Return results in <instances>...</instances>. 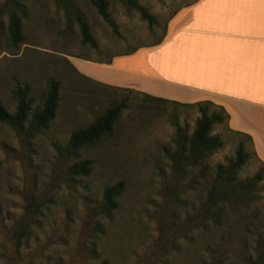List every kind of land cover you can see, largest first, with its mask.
Listing matches in <instances>:
<instances>
[{
	"label": "rangeland",
	"instance_id": "rangeland-1",
	"mask_svg": "<svg viewBox=\"0 0 264 264\" xmlns=\"http://www.w3.org/2000/svg\"><path fill=\"white\" fill-rule=\"evenodd\" d=\"M108 1L118 34L88 0H76L98 49L81 42L78 26L67 20L55 0H26L25 42L18 47L11 45L7 16L2 17L4 106L15 110L14 90L19 87L28 88L32 107L44 102L51 78L59 80L60 87L56 114L47 130L24 135L0 123V264H251L264 249V174L256 200L242 215L214 222L198 209L205 196L204 178L197 169L193 181L191 176L178 175L169 158L174 122L190 136L201 116L196 102L151 100L134 82L111 86L75 71L83 70L81 64L86 63L78 56L98 61L133 49L143 50L132 66L144 67L147 49L166 36L177 11L195 0H138L156 18L152 26L120 0ZM169 48L162 51L168 58L172 57ZM70 57L76 58L72 59L76 66ZM166 73L178 74L172 66ZM123 99L126 107L110 136L77 154H66L64 147L74 130ZM214 109L209 106V113ZM228 120L211 132L223 146L205 160L208 170L228 163L244 140ZM245 143L252 155L241 166L240 179L264 166L252 144ZM83 159L92 161L90 173H69V167ZM120 180L125 189L118 210L108 218L99 211L103 191ZM28 195L36 196L43 206L24 218ZM22 219L28 222V231L19 236L15 230Z\"/></svg>",
	"mask_w": 264,
	"mask_h": 264
},
{
	"label": "crops",
	"instance_id": "crops-1",
	"mask_svg": "<svg viewBox=\"0 0 264 264\" xmlns=\"http://www.w3.org/2000/svg\"><path fill=\"white\" fill-rule=\"evenodd\" d=\"M168 47L169 58L162 53ZM142 50L79 58L87 64L76 68L102 84L134 82L160 98L222 106L228 125L251 137L264 162V0H195L177 11L162 42L147 49L144 67H133ZM169 66L179 75L169 76Z\"/></svg>",
	"mask_w": 264,
	"mask_h": 264
},
{
	"label": "trees",
	"instance_id": "trees-1",
	"mask_svg": "<svg viewBox=\"0 0 264 264\" xmlns=\"http://www.w3.org/2000/svg\"><path fill=\"white\" fill-rule=\"evenodd\" d=\"M55 1L58 6L63 8L67 20L78 26L81 42L93 49H98V42L92 34L88 18L81 11L76 0ZM88 1L96 9L104 22L118 34L117 25L109 12V1ZM120 1L128 10H136L149 25L152 26L156 23L154 15L145 6L141 5L138 0ZM4 15L7 16L5 28L10 43L12 46L18 47L25 42L23 21L29 15V7L26 0H4L2 2L0 5V28ZM163 37L155 42L154 45L159 44L163 40ZM135 50L133 49L127 53L134 52ZM78 57L91 60L88 57ZM75 71L79 73L77 69ZM59 87L60 81L51 78L48 82V91L44 102L36 107H32L28 88H17L14 90V96L17 99L14 111L8 110L0 100V123L24 135L47 130L56 114L59 101ZM145 95L151 100L164 99L150 94ZM194 105L201 110V116L196 121L195 128L190 136L185 133V130L177 122H174V149L169 153L173 170L183 177L191 176V181H193L195 180L193 174L197 169L198 174L204 178L205 196L200 202L199 212H207L214 222H219V219L229 215L240 216L256 200L255 192L263 179L264 166L250 177L245 179L238 177L241 166L252 155V152L248 151L245 145V142L251 145L252 139L248 134L234 131L244 139L238 142L235 157L230 159L228 163L217 164L210 170L204 167L205 160L223 146L220 137L211 132L216 124L226 123L229 115L222 106L216 105L211 101H200ZM209 106H213L216 109L209 113ZM125 107L126 103L124 99L119 102H112L108 108L103 110L87 126L74 130L64 147L66 154H77L81 148L94 146L103 137L110 136L113 133L114 125L122 109ZM91 164L92 161L90 159L76 161L69 167V173L86 176L91 171ZM124 189L125 183L122 180L106 186L103 191L102 202L99 205L100 213L108 218H112L119 208V198ZM42 206L43 203L36 196L28 195L24 205V218L34 216L40 211ZM27 231L28 222H25L24 219L20 220L15 234L24 236ZM251 264H264V249Z\"/></svg>",
	"mask_w": 264,
	"mask_h": 264
}]
</instances>
